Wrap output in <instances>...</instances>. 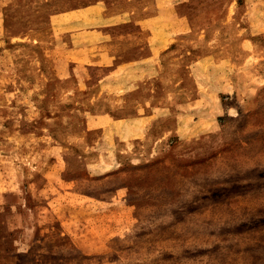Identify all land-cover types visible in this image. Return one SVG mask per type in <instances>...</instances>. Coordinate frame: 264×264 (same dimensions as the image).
I'll return each mask as SVG.
<instances>
[{
	"label": "rangeland",
	"instance_id": "rangeland-1",
	"mask_svg": "<svg viewBox=\"0 0 264 264\" xmlns=\"http://www.w3.org/2000/svg\"><path fill=\"white\" fill-rule=\"evenodd\" d=\"M163 2L190 36L99 93L41 56L60 1L0 5V264H264V0Z\"/></svg>",
	"mask_w": 264,
	"mask_h": 264
},
{
	"label": "crops",
	"instance_id": "crops-1",
	"mask_svg": "<svg viewBox=\"0 0 264 264\" xmlns=\"http://www.w3.org/2000/svg\"><path fill=\"white\" fill-rule=\"evenodd\" d=\"M16 1L0 0V5L11 6ZM54 1H60V5L53 11L48 25L43 26L48 30V39L44 44V55L41 56L49 58L56 79L59 81L72 79L74 83L76 81L75 90L81 89L79 81L82 78L87 79L82 75L77 77L78 73L75 71L79 67L94 70L98 79L96 78L97 82L92 86L98 88V93L106 89L104 86L101 87V83L108 78L109 67L149 59L152 69H159V61L169 55L178 41L187 39L194 27L191 21L187 28L170 32L166 22L167 16L171 13L169 3H161L165 0ZM141 71L145 70L143 68L138 70ZM114 90L116 89L113 88L112 91ZM156 100L158 98L152 96L150 106L160 105V101ZM105 106L110 105L105 103ZM85 118L86 123L105 120L107 126L117 130L115 134L118 139L120 138L121 129L113 127L117 121L120 122L118 118L111 119L105 112L87 113ZM66 232L70 237V232L68 230ZM73 238H68L72 244L76 242ZM52 264L72 262L69 259Z\"/></svg>",
	"mask_w": 264,
	"mask_h": 264
}]
</instances>
